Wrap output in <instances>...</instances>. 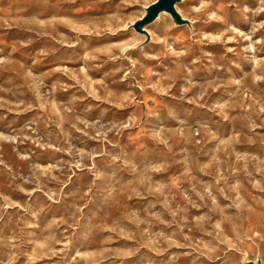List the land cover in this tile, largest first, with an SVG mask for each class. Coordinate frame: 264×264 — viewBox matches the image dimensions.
<instances>
[{
	"label": "rangeland",
	"instance_id": "obj_1",
	"mask_svg": "<svg viewBox=\"0 0 264 264\" xmlns=\"http://www.w3.org/2000/svg\"><path fill=\"white\" fill-rule=\"evenodd\" d=\"M0 0V264H264V0Z\"/></svg>",
	"mask_w": 264,
	"mask_h": 264
},
{
	"label": "water",
	"instance_id": "obj_2",
	"mask_svg": "<svg viewBox=\"0 0 264 264\" xmlns=\"http://www.w3.org/2000/svg\"><path fill=\"white\" fill-rule=\"evenodd\" d=\"M179 1L180 0H157L153 5L148 8L147 15L135 24V29L139 32H146L143 27L147 24L154 22L164 11L172 14L178 24L187 23V21L182 18V16L176 9V4Z\"/></svg>",
	"mask_w": 264,
	"mask_h": 264
},
{
	"label": "bare ground",
	"instance_id": "obj_3",
	"mask_svg": "<svg viewBox=\"0 0 264 264\" xmlns=\"http://www.w3.org/2000/svg\"><path fill=\"white\" fill-rule=\"evenodd\" d=\"M160 16V15H159Z\"/></svg>",
	"mask_w": 264,
	"mask_h": 264
}]
</instances>
